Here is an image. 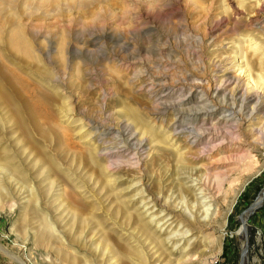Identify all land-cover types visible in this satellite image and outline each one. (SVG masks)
I'll use <instances>...</instances> for the list:
<instances>
[{"label": "rangeland", "instance_id": "1", "mask_svg": "<svg viewBox=\"0 0 264 264\" xmlns=\"http://www.w3.org/2000/svg\"><path fill=\"white\" fill-rule=\"evenodd\" d=\"M0 7L41 45L8 62L37 96L0 90V264H241L231 233L264 189V0ZM183 169L203 186L211 225L163 204ZM147 195L170 227L190 230L186 251L158 238ZM261 202L245 222L250 264H264Z\"/></svg>", "mask_w": 264, "mask_h": 264}, {"label": "bare ground", "instance_id": "2", "mask_svg": "<svg viewBox=\"0 0 264 264\" xmlns=\"http://www.w3.org/2000/svg\"><path fill=\"white\" fill-rule=\"evenodd\" d=\"M5 10L4 7H0V90L10 98H18L25 102L26 104L30 103L31 97H36L37 94L34 91H31L32 88L27 85L25 82L21 81L13 70L9 67V61H19L20 59L24 62H28L29 54L31 55L30 50L31 47H39L41 48L40 43L37 40V36H35L31 29H28L26 33L24 32L25 29H21L20 25L14 19V15L12 10L5 11L10 12L9 15H13L10 19H5L3 12ZM152 17H148V20H151ZM46 47H43L44 50ZM55 59L57 58V62L59 66L66 67V63L62 58L64 57L63 45L58 47L57 52H55ZM176 176V175H175ZM173 177V176H172ZM167 184L169 187L166 190L170 191L168 197H164L163 204H171L177 210V212L182 216V218H186L188 220L198 219L204 222L205 225H211L213 222H209V212L211 205L209 204L208 197L205 195V191L201 183L194 177V174L190 171H186L185 169L181 170L178 173L177 177L168 178ZM180 180H183L180 181ZM188 188L185 192L183 189ZM17 191L23 195L25 191L23 188L20 190L17 188ZM142 194V192L138 193V195ZM263 193L260 195L258 201L255 203V206L251 207L242 217V227L239 234L232 232L231 235H237L240 238L241 242V250L246 244V238L248 237L246 229L249 226L246 225V219L250 217L253 213L254 209L260 205L263 200ZM140 208H144V212H146L145 217L148 219V222L151 225H156L155 233L159 234L158 238H162L163 244L166 246H174V249L170 251L172 254L175 253L177 250L181 249L182 251H186L187 247L190 246L191 236L189 235L190 230L185 229L183 227L179 228H172L170 227V221H172L175 217L170 214H166L164 216V209L162 212L159 210H154V206H160L159 201L155 199L151 195H147L146 197L142 198V202L140 204ZM232 207V206H231ZM231 207L228 208V213L231 211ZM170 216V218L166 217ZM225 217V216H224ZM178 219V217H176ZM175 221H177L175 219ZM222 221V218L219 219ZM214 227L224 232V227L222 225H215ZM243 232V233H242ZM141 235H138L136 239L133 240L137 241L134 245H138L137 247L141 246L140 243L141 239H139ZM224 236L221 238H214L211 239L213 243V247L215 250L219 251V246L223 244ZM154 240L150 242H146L149 247L147 250H150L151 257H159L161 256L159 253V245L153 244ZM219 245V246H218ZM145 246V244H144ZM143 246V248H144ZM158 255V256H157ZM190 255L187 257L189 260ZM241 264H250L248 259V251L244 255L243 262Z\"/></svg>", "mask_w": 264, "mask_h": 264}, {"label": "water", "instance_id": "3", "mask_svg": "<svg viewBox=\"0 0 264 264\" xmlns=\"http://www.w3.org/2000/svg\"><path fill=\"white\" fill-rule=\"evenodd\" d=\"M263 193V197H264V189L262 191ZM248 247H249V237L246 238V244H245V247L243 248V251L241 253V261L243 262V259H244V255L247 253L248 251Z\"/></svg>", "mask_w": 264, "mask_h": 264}]
</instances>
